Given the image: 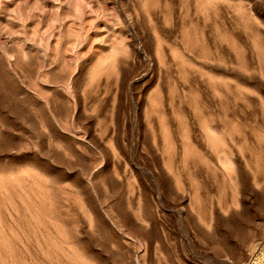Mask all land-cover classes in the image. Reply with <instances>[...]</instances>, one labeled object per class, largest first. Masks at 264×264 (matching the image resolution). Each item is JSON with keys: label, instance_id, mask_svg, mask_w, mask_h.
<instances>
[{"label": "rangeland", "instance_id": "374dc122", "mask_svg": "<svg viewBox=\"0 0 264 264\" xmlns=\"http://www.w3.org/2000/svg\"><path fill=\"white\" fill-rule=\"evenodd\" d=\"M0 264H264V0H0Z\"/></svg>", "mask_w": 264, "mask_h": 264}]
</instances>
